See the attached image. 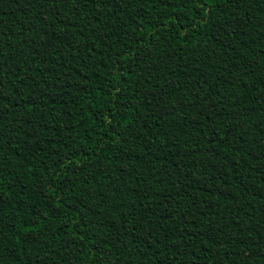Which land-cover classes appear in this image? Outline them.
I'll use <instances>...</instances> for the list:
<instances>
[{"label":"trees","instance_id":"1","mask_svg":"<svg viewBox=\"0 0 264 264\" xmlns=\"http://www.w3.org/2000/svg\"><path fill=\"white\" fill-rule=\"evenodd\" d=\"M0 264H264V0H0Z\"/></svg>","mask_w":264,"mask_h":264}]
</instances>
